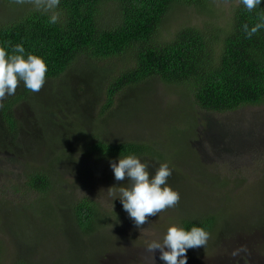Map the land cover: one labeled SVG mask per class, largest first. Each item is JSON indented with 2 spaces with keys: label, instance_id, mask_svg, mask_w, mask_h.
I'll return each instance as SVG.
<instances>
[{
  "label": "rangeland",
  "instance_id": "1",
  "mask_svg": "<svg viewBox=\"0 0 264 264\" xmlns=\"http://www.w3.org/2000/svg\"><path fill=\"white\" fill-rule=\"evenodd\" d=\"M213 2V17L224 25L236 2ZM1 12L5 8L0 4V17ZM209 15L176 6L167 14L159 37L168 38L186 24L201 25ZM81 63V67H91L85 59ZM104 67L119 71L122 63L115 60ZM71 71L62 78L74 79ZM46 87L52 89L43 86L36 93L42 100ZM128 90L116 96L114 113L86 126L88 137L74 134L76 138L70 136L60 147L50 146L41 137L43 118L39 115L49 111L44 110L48 101L25 100L16 105L23 129L19 147L25 155L0 147V264L22 258L34 264H78L83 254H92L96 244L100 253L96 264H153L147 244L162 242L171 226L182 228L181 219L188 214L217 215L218 211L227 214L225 219L237 218L234 227H226V239L218 231L208 233L204 247L187 250V264H264V103L226 112L206 111L193 103V94L188 97L182 87L157 78ZM59 117L53 116L57 127L72 128L74 133L81 128L70 111ZM96 135L112 141L143 140L164 150L161 159L145 157L142 162L150 164V176L160 164H168L172 175L167 183L179 192V203L148 217L142 230L136 228L118 196L119 187L130 186L127 178L111 181L115 177L110 161L118 163L119 158L105 160L87 149L88 140ZM60 150L65 154L58 160ZM41 165L51 178L46 192L24 184L28 171ZM113 186L115 194L110 195L108 189ZM83 198L98 202L105 215L97 221L99 230L91 238L78 233L67 205ZM80 243L85 245L83 251ZM242 246L245 250L233 257V251ZM154 259L155 264H166L159 250Z\"/></svg>",
  "mask_w": 264,
  "mask_h": 264
},
{
  "label": "trees",
  "instance_id": "2",
  "mask_svg": "<svg viewBox=\"0 0 264 264\" xmlns=\"http://www.w3.org/2000/svg\"><path fill=\"white\" fill-rule=\"evenodd\" d=\"M227 1L236 4L229 21L222 25L213 17V0H59L54 9L59 20L54 24L49 22L51 12L37 10L31 3L20 5L15 0H0L5 8L0 17V47L11 54L13 47L21 44L25 58L28 54L43 58L47 65L43 86H52L41 92L46 96L42 100L21 81L20 90L5 98L0 107V147L25 155L19 147L23 129L16 110V105L25 100L50 103L44 106L49 111L39 115L43 118L41 137L50 146L60 147L70 136L75 137L74 134L88 137L86 126L90 122L95 125L110 111L114 113L118 93L152 78L182 87L188 97L194 95L193 103L206 111L226 112L244 105L263 104L264 27L248 38L244 25L250 30L264 22V0L251 11L241 0ZM176 6L193 7L211 15L201 25L186 24L168 38L159 37L167 14ZM83 59L91 67H81ZM115 60L122 63L119 71L104 67V63ZM70 68L75 78H62ZM61 111L74 114L77 126L81 127L76 133L72 128L54 124L53 116L60 118ZM87 149L105 160L135 155L141 162L145 157L161 159L164 153L143 140L112 141L98 135L88 140ZM59 152L57 159L61 160L65 152ZM48 171L44 165L29 170L24 184L32 190L48 191L51 187ZM111 181L116 182L114 178ZM71 204L67 205L71 206L69 212L78 233L90 238L95 236L100 225L97 221L105 217L99 203L83 198ZM225 217L227 214L223 215V211L217 215L188 214L181 219V227L186 231L193 226L202 227L207 233L218 231L226 239V227H234L233 220L237 218ZM97 246L92 254H83L78 264L81 261L96 264L100 255ZM80 247L83 251L85 245L80 243ZM13 264L34 263L22 258Z\"/></svg>",
  "mask_w": 264,
  "mask_h": 264
},
{
  "label": "clouds",
  "instance_id": "3",
  "mask_svg": "<svg viewBox=\"0 0 264 264\" xmlns=\"http://www.w3.org/2000/svg\"><path fill=\"white\" fill-rule=\"evenodd\" d=\"M17 4L31 3L37 10L51 12L50 23L59 20V14L54 11L59 5V0H15ZM227 2V0H225ZM242 4L251 11L260 5L261 0H241ZM264 21V18H262ZM264 27V22L249 27L244 25V31L251 38L259 29ZM24 47L17 44L9 54L5 47H0V107L7 96L15 95L17 87L23 81L25 87L33 93H38L45 83L47 65L43 58L28 54L24 56ZM116 181H124L126 178L129 187H119V198L123 209L134 221L136 228L141 229L147 218L175 207L180 200L179 192L173 190L167 183L172 175V170L167 163H162L150 176L148 162H141L135 155H129L119 162L110 161ZM109 194H115V188L110 187ZM209 234L202 228L193 226L190 230H184L177 226L168 228L163 241H152L147 244L146 252L151 254V260L155 264L154 255L156 250L160 252V259L166 264H187L186 252L188 249H197L205 246ZM245 250L243 246L233 251L235 257L240 251Z\"/></svg>",
  "mask_w": 264,
  "mask_h": 264
}]
</instances>
